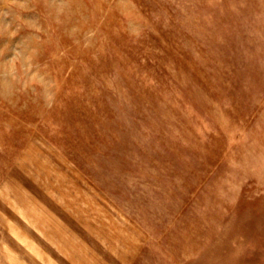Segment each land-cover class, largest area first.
Masks as SVG:
<instances>
[{
    "label": "rangeland",
    "instance_id": "obj_1",
    "mask_svg": "<svg viewBox=\"0 0 264 264\" xmlns=\"http://www.w3.org/2000/svg\"><path fill=\"white\" fill-rule=\"evenodd\" d=\"M0 264H264V0H0Z\"/></svg>",
    "mask_w": 264,
    "mask_h": 264
}]
</instances>
